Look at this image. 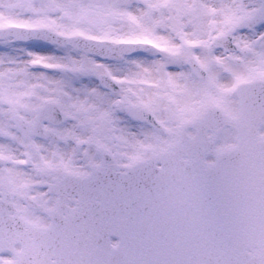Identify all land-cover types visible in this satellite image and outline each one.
<instances>
[{
    "label": "snow or ice",
    "instance_id": "obj_1",
    "mask_svg": "<svg viewBox=\"0 0 264 264\" xmlns=\"http://www.w3.org/2000/svg\"><path fill=\"white\" fill-rule=\"evenodd\" d=\"M0 264H264V0H0Z\"/></svg>",
    "mask_w": 264,
    "mask_h": 264
}]
</instances>
